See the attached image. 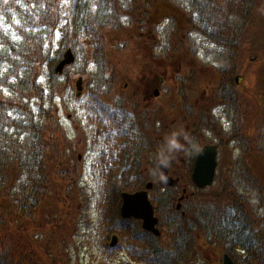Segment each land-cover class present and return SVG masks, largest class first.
<instances>
[{"label":"trees","instance_id":"16d2710c","mask_svg":"<svg viewBox=\"0 0 264 264\" xmlns=\"http://www.w3.org/2000/svg\"><path fill=\"white\" fill-rule=\"evenodd\" d=\"M263 1L0 0V264H72L74 248L88 245L94 233L103 238L107 258L124 251L136 264H174L173 251L124 219L121 204L124 192L160 182L150 169L164 136L188 124L200 132L188 147L217 143L223 156L212 192L195 187L197 222L189 223V200L182 215L175 195L158 199L165 243H180L195 226L207 230L200 234L206 247L238 264H264ZM145 29L155 41L161 37L173 57L209 67L216 99L233 116L218 140L205 132L207 110L201 96L194 98L201 86L194 69L177 77V99L169 100L174 126L164 112L161 126L144 129L145 114L119 87L122 75L111 58L144 41ZM108 32L127 39L110 49ZM70 48L75 63L59 73ZM240 73L243 88L235 80ZM78 75L87 81L81 99L73 83ZM64 111L85 140L68 136ZM82 149L94 155V187L85 179ZM126 228L132 229L128 246ZM115 234L121 243L112 248ZM191 249L188 255L201 254Z\"/></svg>","mask_w":264,"mask_h":264},{"label":"flooded vegetation","instance_id":"af4514ba","mask_svg":"<svg viewBox=\"0 0 264 264\" xmlns=\"http://www.w3.org/2000/svg\"><path fill=\"white\" fill-rule=\"evenodd\" d=\"M156 12L158 13V16H161L162 13L161 5L158 6ZM156 22L160 23L161 20L157 19ZM143 44L144 47L147 48L146 52H149L150 49L151 54L154 52L157 53L156 56L153 55L150 56L151 61L155 63L154 67L156 68V71L153 75V78L149 76L144 78L143 81L145 82L147 79H149L148 81L149 83L147 85L148 88H145L144 91L137 90L136 89L137 83L131 82L129 79L125 81L123 85V91L128 95L129 99H131L132 102L140 106L141 112L145 114V121L143 122L144 129L146 128L153 129V126H155V128L161 126L163 123L162 120L163 111L167 113L168 117L173 118L171 124L174 126L176 122V120L174 119L176 115V109L174 107L170 109L169 100L173 102L177 99L178 84L176 82V78L177 75L180 76L184 75L186 69L184 65H180L179 67H173L172 69L166 66V64H170V62L167 57L165 59V57L164 56L162 57L161 55V49L163 48L164 45V43L161 40V37H159V40H156L155 43L150 44L149 48L147 47L145 42H143ZM111 60L118 65V69L120 70V75H122L123 77L122 71L124 70L125 67V65L123 64V60L119 57H112ZM190 69L196 70L200 75L202 71H204L205 69H209V67L197 68L194 65H191ZM242 77L243 75L235 78L236 82L239 85L241 84L240 82L242 81ZM121 82H124V78L123 80L120 81V87H121ZM173 83H175L176 89L172 90L169 93V90L173 87ZM207 85L208 86H206V88L204 89L203 94L201 92L203 97L202 101L204 103V107L207 110V115H206L207 122L205 123L204 128H205V132L207 133V135H209V137L218 140V137L223 135V133H221L220 130L223 129L224 127L231 126L233 116L232 114H231L232 117L229 115L227 111V105L217 101L215 92L212 89V87H214L213 84L211 85L207 84ZM197 97L199 96H195L194 98ZM230 99H232V97H230ZM180 114L185 115V112L181 111ZM182 130L184 132V135L181 137L182 140L181 143L184 145V149L181 153L178 152L174 153L173 158L167 164L170 171V175H172L175 178H179L181 180L180 177L175 175L176 172H184L188 170L191 173L194 172L200 152L208 145L217 147L215 154L217 159V166H216V175H217L220 167L221 159L223 156L219 144L205 143V144H201L199 149H196L195 147H188L190 144H192L193 140H200V132L197 131L195 127H193L191 124L186 125V127L182 128ZM158 153L159 151L157 152V155ZM148 168L146 167L145 169ZM159 169L160 167H159V157H158L156 160V166L150 170H154V172L158 171V173L160 174ZM180 184L183 183L180 181ZM149 185H151V187L147 191V187ZM175 185H178V183ZM179 188L180 186L176 188L169 187L167 185H164V183H162L161 181L160 182L148 181L144 184V186L141 189L127 193L135 194L140 191H147L148 197L152 201L156 214L159 217L158 205H157L158 199L164 194L165 195L174 194L178 204L179 198L187 190V187L185 185L182 187L183 189L181 191ZM179 193L180 195L181 194L182 195L181 196L178 195ZM184 202L185 201H183L182 208L180 210L182 214L185 213ZM166 217H169V215H166ZM158 219H159L158 226H160V218ZM126 220H128L129 223L134 222L141 225V227H143V221L141 220L135 219L133 217L127 218ZM191 232L192 230L188 229V232H186V234L192 236L193 234ZM190 239L192 241L194 240L193 237H190ZM174 242H175L174 244L164 246L170 248L173 251L172 257L174 259L173 260L174 264H224V255L226 253L218 252L214 249L206 247V244L203 243V238L200 235H198L196 238V242H197L196 244L191 243L184 245L183 240H181L179 243L177 238L174 239ZM194 246L197 248V250L201 252V254L196 257L193 256L192 254L188 255V253H190L192 250L191 248ZM237 255H240V253H237ZM193 257L196 258L195 261ZM134 264H136V261H134Z\"/></svg>","mask_w":264,"mask_h":264},{"label":"rangeland","instance_id":"374dc122","mask_svg":"<svg viewBox=\"0 0 264 264\" xmlns=\"http://www.w3.org/2000/svg\"><path fill=\"white\" fill-rule=\"evenodd\" d=\"M263 6H264V1H263ZM261 12H264V11H261ZM148 30L145 29L144 35L147 37H144L143 39H144L145 44L149 48L150 44L155 43V40L152 38L151 39L148 38V34H149L147 32ZM151 35L155 38L153 33H151ZM121 39H127V37L124 34H121L119 32L110 33V34L108 32L106 34L107 46L110 49L113 45H115V42H119ZM145 49H147V48H145ZM142 51L143 50L139 45L133 43L130 45V48H126L125 50L121 51L118 54V57L123 60V63L125 65L124 70L122 71L123 78H124L123 83H125V81L128 79L131 82H136L137 83L136 89L139 91H144L145 88H148L147 85L149 83L148 82L149 79H147L146 82L143 80L147 76L153 78V75L156 71V68L154 67L155 63L152 62L150 59V56H151L150 49H149L148 54H145V53L142 54ZM161 55H163L165 57V59H166V57L169 59L170 64H166V66L168 68L172 69L173 67H179L180 65H184V67L186 69L185 72L189 71L188 65L185 64L187 61V58H185V57L179 58L177 56L173 57L170 54L169 49L167 48V43H164L163 48L161 49ZM240 74L242 75L243 73H240ZM78 77H79V75L74 78V81H73L74 86H76V81H77ZM207 81L211 82L212 80L209 77V73L205 72L204 77L201 81V86L199 87L200 91H204L205 87L208 86ZM245 81L246 80H244V77H243V81L240 82L241 84L239 85V88H243ZM86 85H87V81L85 79V81H84L85 88L83 91V95L86 92ZM173 85H175V83H173ZM173 87H172V89H173ZM170 92H171V90H169V93ZM81 98H83V96ZM202 98L203 97L201 96V99ZM125 113L128 114L127 112H125ZM163 113H164V111H163ZM79 115L81 116L82 112H80ZM73 118L74 117L69 115L68 112L64 111L62 113V121L66 127L67 132H68V136L71 138H74V139L85 140L86 136L83 134V131L80 132L78 129L74 133L73 124L71 123V120H73ZM169 128H171V127L169 126ZM182 128L183 127H180V129H182ZM79 154H80V156H79L80 162L82 163V166L85 167L84 169H86L85 179L87 181V185L88 186L91 185L94 187L97 184L96 177L94 174V170L92 167L94 155L92 154V152H87V149H82V151H80ZM189 174H190L189 170L184 171V172L175 173L176 176L181 178V182L183 183V184H180V188H179L180 191L183 189L182 187L184 185L187 187L186 193L189 195V200L191 202V208H192L191 213H190V215H191L190 217L192 219L190 220L189 223L193 224V223L197 222L196 219L198 218V214H197L196 209L198 207L199 197L201 194H200V191L195 190V185H194L193 181L189 180ZM93 191H94V189L90 188V192H93ZM192 192H196V193L193 195ZM178 195H180V193ZM179 213H181V212H179ZM188 229L192 230L191 233L193 235L189 236L187 234L186 238L182 237L184 245H187L186 244L187 242L189 244L193 243L194 241H196V238L198 235L203 234L204 232L207 231V230L198 229L195 226L188 228ZM188 229L186 230V232H188ZM126 230H127V234L125 237L126 238L125 245L128 246L129 245L128 235L132 232V229L126 228ZM190 237H193L194 240L192 241L190 239ZM87 239L89 241L87 243L88 245L82 246V244L79 243V248L78 249L74 248L77 252V256L75 258L71 257L72 264H127L128 259L125 256V254H123V253L117 252V253L113 254V257L115 259H110V258H107L104 256V255H106L105 251H106L107 247L105 246V244L99 243V242H101V240L103 238H99L97 233H94V235H92L91 237H88ZM157 240H159V242H160V243H157V246L160 247V246H166L167 245V243H165V242H167L168 239H167V236H165L164 234L161 237H159L158 239H152V241H156V242H157ZM120 243H121V239H120ZM132 249H135V247H132Z\"/></svg>","mask_w":264,"mask_h":264},{"label":"water","instance_id":"95a60500","mask_svg":"<svg viewBox=\"0 0 264 264\" xmlns=\"http://www.w3.org/2000/svg\"><path fill=\"white\" fill-rule=\"evenodd\" d=\"M75 61L74 54L71 49L65 54L64 60L57 67V72L62 73L67 65H70ZM83 79L80 78L77 82L79 93L81 95L83 90ZM216 147L207 146L204 148L198 156L196 168L193 172V180L198 187L204 188L213 183L216 173ZM160 170L163 182L175 185L179 179H174L169 174V168L167 166H161ZM151 185L148 186L150 188ZM123 207L122 214L124 217H136L143 219L144 227L153 231L155 234L160 235V230L156 228L158 222L154 214V207L149 201L148 192L141 191L135 194L124 193L123 194ZM117 237L114 236L112 246L116 245ZM224 264H235L229 255H225Z\"/></svg>","mask_w":264,"mask_h":264},{"label":"clouds","instance_id":"9594fccd","mask_svg":"<svg viewBox=\"0 0 264 264\" xmlns=\"http://www.w3.org/2000/svg\"><path fill=\"white\" fill-rule=\"evenodd\" d=\"M183 135L182 129H173L164 136L158 153L161 166H167L173 158V154L184 149V145L181 143ZM161 179H164V177H161Z\"/></svg>","mask_w":264,"mask_h":264}]
</instances>
